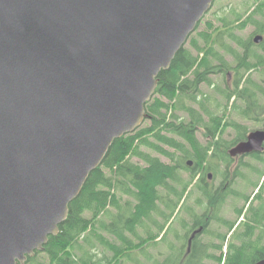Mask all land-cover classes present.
Here are the masks:
<instances>
[{"label": "water", "instance_id": "water-1", "mask_svg": "<svg viewBox=\"0 0 264 264\" xmlns=\"http://www.w3.org/2000/svg\"><path fill=\"white\" fill-rule=\"evenodd\" d=\"M214 2L0 0V264H25L59 233ZM263 150L256 129L229 154Z\"/></svg>", "mask_w": 264, "mask_h": 264}, {"label": "trees", "instance_id": "trees-1", "mask_svg": "<svg viewBox=\"0 0 264 264\" xmlns=\"http://www.w3.org/2000/svg\"><path fill=\"white\" fill-rule=\"evenodd\" d=\"M255 4L245 19L244 13L232 10V17L218 16L220 26L208 22V28L190 40L204 18L198 23L188 39L191 48L186 43L170 68L158 76L155 95L146 105L150 124L113 142L70 204L59 233L51 235L44 250L25 264H255L264 257V205L259 210L252 206L247 220L238 226L221 215L229 197L239 195L232 188L228 168L233 159L227 150L248 133L246 125L228 119V109L234 106L243 117L264 119V40L254 42L256 34L264 35V0ZM250 23L257 25L256 30L246 39L239 37L236 28L244 29ZM230 70L236 71L235 82L232 89L221 90L227 104L218 113L209 106L202 85H213V74ZM255 71L261 82L254 78ZM233 98L241 104H230ZM255 109L262 111V118L261 112L253 113ZM228 127L237 130L232 141L223 138ZM135 156L140 161H134ZM222 164L226 165L223 181L215 188L208 175L211 170L218 173ZM241 167L250 169V164ZM255 172L264 178V170ZM233 177L249 179L240 170ZM254 185L257 188L260 182ZM263 193L264 180L257 199ZM213 224L227 230L212 228ZM199 227L202 233L190 244ZM230 232L233 239L225 253ZM151 247L161 249L153 254Z\"/></svg>", "mask_w": 264, "mask_h": 264}, {"label": "rangeland", "instance_id": "rangeland-1", "mask_svg": "<svg viewBox=\"0 0 264 264\" xmlns=\"http://www.w3.org/2000/svg\"><path fill=\"white\" fill-rule=\"evenodd\" d=\"M255 1L256 0H215L213 7L205 15L199 29L194 33L193 36H191L190 40L192 39V37H196L198 32L206 30L208 28V22H213L215 26H220L221 23H220V20L218 19V16L228 15V16L232 17L233 16V15H231L232 10H236L237 12L244 13V19H245L255 9V6H256ZM258 20H261V18H258ZM256 27H257L256 24L250 23L244 29L236 28V33L239 37L246 39L256 30ZM190 40H188V42L186 44V46L188 48H191ZM258 51L261 52V50H258ZM227 59L230 62H232L233 64H235V60L232 56L227 55ZM253 75H254V78H256L258 81L261 82L262 78L258 72L255 71L253 73ZM212 78L214 80V84L211 86H209L207 84H203L202 90H203V93L209 97V101H207L209 106L212 109H214L216 112L222 113L226 109L227 103H226L224 96L221 93V90L225 89V88H229V89L233 88V84H234L235 78H236V71L230 70L229 73H224V74L215 73L212 75ZM202 96H204V95L202 94L201 97ZM235 101L236 100H234V98H233L231 100L230 104H232ZM182 114L184 116H186L185 113H182ZM262 114L263 113L259 114V116L261 118H262ZM228 119L235 121L237 123H240L242 125H246L248 127V132L252 131V130H256V129L262 127V125H263L262 121H260V120L254 121V120L245 119L242 115H240L239 113H236L234 106H232L228 109ZM147 124H150L149 120H145V122L143 123L142 126H145ZM236 136H237V130L234 127H228L225 131L223 138H224V140L232 141L233 139H235ZM198 137L203 143H206L207 139L202 133L198 132ZM143 148H144V150L151 152L150 149H148L146 147H143ZM162 157L165 161H169L168 158H166L164 156H162ZM133 160L137 161V162L140 161L137 156L133 157ZM247 160L249 161L250 158H247ZM252 164L256 168H258L259 170H264V164H259L256 162H252ZM225 168H226V165L222 164V166L218 168V173H215V170H211V172H214V181L213 182H214L215 188L220 187V185L223 181L222 171H225L224 170ZM228 170H229V175L231 177L230 179L233 180L232 188L239 195L237 196L236 194L235 195L232 194L229 197L228 201L226 202V204L224 206L223 211L221 212V215L230 221H235L238 225L239 221L242 219V216H241L242 214L238 215V211L240 209H242L243 212L245 213V210L247 207V201L245 200V197L248 195L252 196L254 194V191H255V185H254L255 182L262 183L264 178L260 179L257 172L242 168V167H240V165H237V163L234 161H233L232 165L228 168ZM238 170L245 172V174L248 175V178H249L248 181H246L242 178H239V177H237V178L233 177L234 173ZM220 171H221V173H220ZM230 179L227 180L228 184L231 181ZM263 198H264V193H263ZM191 202H193V200H191ZM197 209L201 214L203 213L202 210H200L199 208H197ZM246 214H247V212L245 213V215ZM246 220H247V217L245 216V221ZM178 224L179 223L177 221H175L174 222V228L179 227ZM219 227L220 226H217L216 224L212 225V228H215V229H217ZM219 229L224 231V232L227 230L226 227H224V226H221ZM179 230H181L180 232L183 234L184 231L180 228H179ZM232 234H233V232H230L228 239L226 241V244L224 246V252L225 253L228 250V244L233 239ZM203 238H205V240H207L206 236H204ZM158 249H161V248L151 247L149 252L156 254L158 252ZM163 250H165V249H163ZM101 251L102 250H100V252ZM210 263L213 264L214 262H210Z\"/></svg>", "mask_w": 264, "mask_h": 264}, {"label": "flooded vegetation", "instance_id": "flooded-vegetation-1", "mask_svg": "<svg viewBox=\"0 0 264 264\" xmlns=\"http://www.w3.org/2000/svg\"><path fill=\"white\" fill-rule=\"evenodd\" d=\"M237 103V105H239V104H241V102H236ZM244 104V103H243ZM261 105H263V103H261ZM234 109H235V107H234ZM235 111H236V113H238V111L235 109ZM259 112H261L262 113V111H260V109H255L254 111H253V113L254 114H257V113H259ZM245 119H247V120H253V119H250V118H246V117H244ZM254 121H258V120H254ZM260 121H262V123H263V125H262V127H260V128H258V129H264V119H262V120H260ZM253 131V130H252ZM251 131H249L248 133H247V135H246V138L245 139H243V140H241V141H244V140H247V137H248V134L250 133ZM241 141H239V142H241ZM238 142V143H239ZM238 143H236V144H238ZM236 144H234L233 146H235ZM229 150H230V148L227 150V152H228V154H229ZM230 155V154H229ZM232 159H233V161L234 162H236L237 163V165H240V167H241V164L242 163H248V164H250V169L249 170H254V171H258L259 169L258 168H256L253 164H252V162H256V163H259V164H264V150L263 151H261V152H258V151H252V152H250V153H245V154H243V155H241V156H239V157H232V156H230ZM247 158H250V160L248 161L247 160ZM262 159V161H261V159ZM212 173V172H211ZM209 176V175H208ZM208 180L210 181V182H213L214 181V177H213V174H212V178H209L208 177ZM214 183V182H213ZM263 183V182H262ZM262 183H260V185L257 187V188H255V191H254V194L250 197V199L247 201V207H246V210H245V213L246 212H248L249 211V209L253 206L254 208H261L263 205H264V198L262 197V198H259V199H257V195L259 194V192H260V190H261V185H262ZM228 184V183H227ZM259 210V209H258ZM245 213L243 212V214L241 215L242 216V219L239 221V223H238V225H240V223L241 222H243V221H245ZM238 225H236V226H238ZM193 234V233H192Z\"/></svg>", "mask_w": 264, "mask_h": 264}]
</instances>
